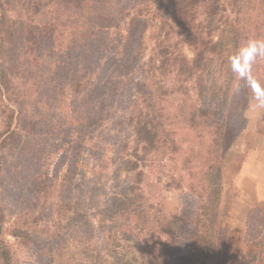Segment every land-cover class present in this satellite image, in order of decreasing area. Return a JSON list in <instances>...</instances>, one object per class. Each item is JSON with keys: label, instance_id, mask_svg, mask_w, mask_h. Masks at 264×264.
Here are the masks:
<instances>
[{"label": "trees", "instance_id": "1", "mask_svg": "<svg viewBox=\"0 0 264 264\" xmlns=\"http://www.w3.org/2000/svg\"><path fill=\"white\" fill-rule=\"evenodd\" d=\"M226 1L231 14L235 16V22L230 20L224 23L218 42L208 45L204 31L198 28V24L193 29V36L190 35L194 44L192 61L177 53H170L174 55L172 61L180 75L188 73L191 78L198 69L196 67L202 66L195 83L199 89L200 101L198 107L191 112V122L193 123L195 116H199L205 124H218L221 131L224 129L222 118L226 115L225 106L236 78L230 70L229 60L242 45V35L253 14L257 15L256 3L259 0ZM147 5L144 4L141 8L132 3L126 11L120 0H0V96L12 104L11 112H14L13 119L18 126L17 130L7 132L0 141V182L4 183L6 177L14 180L16 188L21 190L18 202L21 206L20 199L22 200V209L37 207L43 189L40 181L47 177L48 164L53 159L54 187L56 173L63 170L62 166L61 169L58 167L59 163L68 164L59 189L67 182L75 181L71 176L72 168L78 170L81 167L75 158L78 155L80 160L82 152L89 154L92 150H98L96 147L101 148L98 144L100 134L107 128V124L113 127L112 131L116 132L118 127L125 125V129L131 132L130 139L124 145L122 165L119 167H124L127 174L133 172L136 162L131 159L133 153H125L126 144L133 143L132 141L135 144L141 141L146 143L156 136L157 130L164 132L165 125L161 119L163 110L157 106L160 98L165 96L163 87L154 82L149 83L147 79L138 81L134 77V68L139 65L144 49L143 35L148 23L159 18L160 21L174 22L178 27L187 26V23L188 26H193L192 24H196L194 8L201 7L208 18L205 21V34L208 35L212 30L208 23L214 22L222 4L221 0H159L156 1L153 15H147ZM27 16L40 21L38 24L28 23ZM121 18L125 20L124 29L121 28ZM42 24H52L51 32L38 33V25ZM236 25L244 31L235 29ZM111 31L117 33L113 40L110 39L113 33ZM159 54L162 60L169 59L167 51L162 49ZM125 98L126 101L122 102L124 107L120 109L122 115H115L116 106H119L117 102ZM259 125V132L264 133V116ZM49 135L54 136V146L49 150L45 142L47 153L42 158L39 153L41 150H36V147H40L39 138ZM25 138H29V141ZM212 148L211 153L220 157L221 152ZM105 150L104 148L102 152ZM24 159L33 164L35 169L29 170L27 166L29 171L24 173V178H20ZM212 168L215 170L210 175V200L201 209L203 213L194 218V222H203L206 229L200 238L194 237L190 248L194 259H190V264H214L216 253L213 239L219 224L218 207L215 206L220 202L222 176L219 163ZM74 174L78 176L76 172ZM85 179L83 172L77 184ZM31 183L34 187L36 185L37 197H34V201L36 198L37 202L28 207L30 197L23 193ZM77 184L66 188L54 219V231L46 239L51 251L54 235V251H63L69 242H65V239L61 241L59 237L61 233H68L73 237L71 240L76 243V247L82 243L85 247L83 249L80 246L83 251L72 253L73 258L88 262L94 255L91 240L96 232L91 214L97 211L99 222L103 224L115 213H139L136 203L142 197L135 194L136 183L128 182L120 195H111L90 212L86 207V200L91 202L94 196L88 197L89 191L83 185L75 186ZM184 221L173 217L166 221L163 228H175L177 231L174 233L177 234L182 231ZM2 226L3 218L0 213V233ZM170 231L167 234H172ZM17 233L18 231H13L12 235L17 236ZM158 245L164 243L160 242ZM10 257V250L0 239V262L11 264ZM68 258L72 259L70 255ZM67 262L65 264H70ZM108 264L134 262L131 259L113 257Z\"/></svg>", "mask_w": 264, "mask_h": 264}, {"label": "rangeland", "instance_id": "2", "mask_svg": "<svg viewBox=\"0 0 264 264\" xmlns=\"http://www.w3.org/2000/svg\"><path fill=\"white\" fill-rule=\"evenodd\" d=\"M120 1L122 6L126 7V11L130 9L129 5L132 3L141 8L148 3L147 15L148 13L153 15L154 6L159 0ZM221 4V11L214 18V22L208 23L212 28L208 35L205 34L207 26L205 21L208 18L201 7L194 8L196 24H192L193 26H188L187 23V26L178 27L174 22L160 21L159 18L149 21L143 35L144 49L139 65L134 68V77L138 81L147 79L149 83L154 82L163 87L165 96H159L161 98L157 106L163 110L161 119L165 128L163 133L157 130L156 136L146 142L147 144L142 141L139 144H135L134 141L126 144L125 153L130 155L133 153L131 159L136 162L133 172L127 174L124 167L119 168L122 165L124 145L130 139L131 132L125 129V125L118 127L115 132L112 131L113 127L107 124V128L100 134L98 144L101 148L96 147L98 150H92L89 154L82 152L80 160L77 155L75 159L79 161L81 167L78 170L72 168L71 172L72 178L76 180L62 185V189H59L60 181L64 176V169L66 171L68 169V164L67 162L63 165L58 164L63 170H60L59 174L56 173L57 181L54 187V159L50 161L46 171L47 177L40 181L43 189L35 209H22V200L20 199L21 206L18 202L21 190L16 188L12 178L6 177L4 183L0 182V213L3 218L0 239L10 250L11 264H49V261L50 264H65L69 260L71 262L67 263L70 264H108L113 257L131 259L134 264H190V259H194L190 254L194 237L200 238L206 229L202 225L203 222H194V218L203 213L201 209L206 207L210 200L212 185L210 175L215 170L212 167L217 163L221 167L222 187L220 202L215 206L218 207L219 224L213 239L216 253L214 264H264V203L260 206L251 203L254 198L253 185L248 182L249 184L239 188L240 179L236 178V167L242 150L254 142L252 136H249L250 128H254L256 120L260 124L264 116V107L259 106L256 99L257 96H264V58L257 60L252 75L247 79L242 80L238 76L234 79L235 84L230 90L225 106L226 115L222 118L224 121L222 131L218 124H205L199 116L193 118V123L190 120L191 112L198 107L200 101L199 89L195 83L202 66H197L198 69L190 78L188 73L180 75L172 61L175 53L188 58L189 61L194 58V44L190 35L193 36L192 33H195L193 31L195 25L199 24L198 28L203 29L208 45L218 42L224 23L230 20L235 22L228 2L221 0ZM256 11L257 15L253 14L254 18L252 16L248 28L242 35V44L253 38L264 39V0L256 3ZM143 13L145 15L144 9ZM121 19V28L124 29L125 20ZM26 20L28 23L36 24L40 21L29 16ZM51 25H38L37 32L50 33ZM237 27L236 25L235 29H238ZM238 30L244 31L240 27ZM111 32L113 33L110 39L113 40L117 33ZM162 49L167 51L166 56H169L166 61L160 58L159 52ZM205 51L208 55V51ZM166 56L164 55L165 58ZM3 99L0 96V141L7 132L18 128L13 119L14 112H11L12 104ZM124 101L126 98L117 102L119 106H116L115 115H122L120 109L124 107L122 106ZM247 128L249 130H246ZM25 139L29 141V138ZM45 142L47 149L50 150L54 146V136L39 138L40 147H36V150L38 148L41 150L39 153L42 158L47 153L44 148ZM212 147L221 152L220 157L211 153ZM104 148L106 150L102 152ZM36 157L39 159L38 154ZM27 166L29 170L35 169L33 164L24 159L20 178H24V173L29 171ZM259 170L263 172L262 169H256L257 172ZM75 172L78 176L74 174ZM83 172L86 179L77 184ZM20 181L24 183L22 179ZM128 182L136 183L135 194L142 197L136 203L140 212L126 215L115 213L103 224L99 222L98 212L92 213L96 231L91 240L94 248L92 259L86 262L85 259L73 258L72 253H77V250L83 251L80 246L83 249L85 247L83 243L76 247V243H72L73 237L68 233H61L59 237V240L65 239V242H69L68 247L64 246L63 251L62 249L54 251L53 235V246L50 251L46 238L54 231V219L67 187L72 188L74 184L83 185L82 187L89 191L88 197L94 196L93 201L86 200L88 201L86 207L92 212L94 207L101 205L111 195H120ZM35 188L36 185L34 187L31 183L24 189L23 195L30 197L28 207L37 202L36 198L34 201V197H37ZM173 217L185 220L182 223V231L177 234L174 233L177 231L175 228L164 230L166 221ZM244 219L247 220L246 228L243 225ZM13 231H18V235H12ZM168 231L172 234H167ZM160 242L164 245H158ZM68 255L72 259H69Z\"/></svg>", "mask_w": 264, "mask_h": 264}, {"label": "crops", "instance_id": "3", "mask_svg": "<svg viewBox=\"0 0 264 264\" xmlns=\"http://www.w3.org/2000/svg\"><path fill=\"white\" fill-rule=\"evenodd\" d=\"M261 121V120H260ZM260 123V122H259ZM258 121L254 123V128H250L249 136H252L253 144L242 150V156L237 164L236 178L240 179L239 188L242 185L250 182L254 188V198L251 203H256L260 206L264 203V133L258 130ZM246 130H249L247 128ZM245 133L244 131H242ZM242 134V133H241ZM259 170V172L256 171ZM247 220H243V225L246 228Z\"/></svg>", "mask_w": 264, "mask_h": 264}, {"label": "clouds", "instance_id": "4", "mask_svg": "<svg viewBox=\"0 0 264 264\" xmlns=\"http://www.w3.org/2000/svg\"><path fill=\"white\" fill-rule=\"evenodd\" d=\"M260 58H264V39L247 40L232 54L229 60L230 70L245 80L252 75L253 67ZM256 99L259 106L264 107V96H257Z\"/></svg>", "mask_w": 264, "mask_h": 264}]
</instances>
